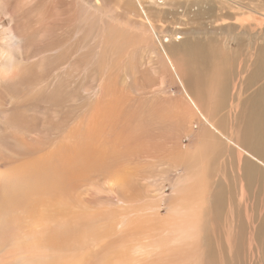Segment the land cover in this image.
I'll return each mask as SVG.
<instances>
[{
	"label": "rangeland",
	"instance_id": "rangeland-1",
	"mask_svg": "<svg viewBox=\"0 0 264 264\" xmlns=\"http://www.w3.org/2000/svg\"><path fill=\"white\" fill-rule=\"evenodd\" d=\"M141 1L160 35L182 25L207 49L191 57L166 46L189 94L211 112L217 106L216 120L264 83V29L215 25L221 9L232 17L230 7L255 12L264 0ZM190 5L199 10L184 14ZM138 7L0 0V264H114L117 253L124 264H165L157 255L175 243L164 226L171 206L199 199L194 178L178 184L184 169L194 174L182 157L193 144L188 128L210 129L192 113L159 43L138 36ZM11 14L26 40L1 52ZM112 22L115 32L104 35ZM251 70L259 81L243 89ZM184 117L185 128H175ZM239 165L215 159L209 181L199 182L201 264H264V186L260 177L249 183Z\"/></svg>",
	"mask_w": 264,
	"mask_h": 264
},
{
	"label": "bare ground",
	"instance_id": "bare-ground-1",
	"mask_svg": "<svg viewBox=\"0 0 264 264\" xmlns=\"http://www.w3.org/2000/svg\"><path fill=\"white\" fill-rule=\"evenodd\" d=\"M136 1L138 3L139 10L140 9L142 10V11L140 10L142 17L145 19V20L140 19L138 22L139 23L138 25L142 26L141 33L138 32V30H137L138 36L142 39H146L147 37H150L159 43L160 48L162 50L161 53H163L166 57V60L164 59L165 62L163 60L162 61L166 64V66L169 68V70L172 72V74L176 75V77L179 78L180 84L184 88L185 94L187 96L186 100L188 101V103L190 102L189 104L191 106L192 113H195L194 115L200 116L205 122H207L208 128L210 129V131H209L207 129V127L204 125H202L200 128L195 126V129H193L192 126L191 127L189 126V128H188L190 131L189 137L191 138L193 144H189L187 152L184 155H182V157H183V161L185 163L191 162L192 164L195 165V166L192 165L194 168V174H192L191 172L187 173L186 169L183 168L184 171H183V173H181V177L178 179V184L187 182L189 180V176L194 178L199 185V189H198V193H197L199 199L197 200V204L191 205L190 207H189L190 203H189V205L186 204V207L184 205L183 206L178 205L177 203L174 204V206H171V210H170V213L168 215V219L166 221H164V226L169 227L171 229V232L173 234H175V238H174L175 243H173V245H171L165 251H161L160 253H158L157 261H160V262L165 263V264H201V262H200L201 257L200 256H202V253L199 250V245H200L201 238H202V226L200 224V221L203 219V216L201 215V213L203 211V204H202L203 203V196L200 197V194H201V186L203 183H199V182L209 181V178H210L209 172L211 170H208V169L210 168V165H212V163L215 162V159L218 161L219 159L223 158L224 156L234 157L236 159V161L240 164L239 166L242 167L244 177L247 181H249V183L257 180L258 177H260L261 178V184H263V186H264V83L258 84V86L254 89V87L256 86L255 84L259 81V79H258L259 74L257 73V71L251 70L249 75L246 78V83L242 86L243 89L245 86H248V87L250 86L249 89H251L253 87V85H255L251 89V91H252L251 94L247 97L242 95L241 103H239V102L234 103L233 102L232 109L235 110V113L232 114L229 119L226 116L218 118V121L220 122L221 125L211 122L209 119L211 113L216 114V112L218 110L216 104H215L216 107L214 108V111L211 112L210 110H207L202 105V103L200 102L199 99L196 101L192 97L191 92H190L191 95L189 94V92L187 91L188 88L185 85L184 78L181 75V66L178 62L171 59L168 51L166 50V46L173 44V46L175 45L177 47H180L181 51H183V52L186 51L191 57H193V55H196L197 57L204 55V54H206L207 49L202 46L201 41L199 39H194L195 38L194 36L183 35L181 32H179L178 29L183 30V28L181 27L182 25L175 27L173 32L171 34H169L168 36L167 35L166 36L160 35L157 31L158 25L156 24V22L152 18V16H150V14L147 13L148 10L146 11V7H145L144 3L141 0H136ZM185 1L189 2L190 0H185ZM5 2L7 3V1H5ZM9 2L10 1H8V3ZM153 2L155 4H158V2L156 0H153ZM14 5L16 6V4H14ZM21 5H23V4H21ZM3 6H4V4H3ZM181 7H183V6H181ZM256 7H257V9L255 10V12H247V11H244V9L239 8L238 6H232L229 8L231 13L233 14L232 17L228 16L227 13H225L224 10L221 9V11L218 15L217 21H215V22H217V23H215V25L219 26V25L231 23L230 20H228V19H231V20L235 21L236 23H242V24L254 23L256 26L262 27V29H264V8L262 6L258 7L257 5H256ZM5 8L7 9V7H5ZM189 8L190 9H188V7L185 6V9H183L184 14L192 12L191 10L197 9L196 5H190ZM197 10H199V9H197ZM16 17H17L16 14L10 15V20H11V23L13 24V26L10 28V31H8V34L5 37L3 36L4 40L1 43H4V45H3L4 47L2 46L3 49L1 50V52L5 51V49L10 51L11 53L17 52V51H19L18 47L21 46L26 40V37L23 35V33H21V31H19L16 27V25H17ZM18 19H17V21H18ZM110 24H111V28L108 27L109 23L104 25V30H103L104 35H106L105 34L106 32H107V34L115 32L113 22ZM2 53L3 54L0 57H6L5 52H2ZM12 66H13V64H12ZM245 88H247V87H245ZM158 111H160V110H158ZM147 116H149V114ZM190 117L191 116H189V119H190ZM151 118H152V116H151ZM185 121H186L185 117H184L183 124L178 123L179 120H176V123H178V124L176 125L175 128L184 127ZM185 135H186V133H185ZM215 135L218 137H216ZM8 139H9V137H8ZM17 145H18V143H17ZM168 148L169 147H167V149ZM162 149H164V147ZM204 167L207 170L203 169ZM183 193H184V191H183ZM189 199H190V197H189ZM195 202H196V200H195ZM178 203H180V202H178ZM211 218H212V216H211ZM211 231H214V230H211ZM232 233L233 232L230 229V234H229V236H230L229 241L231 242L230 246H229L230 248L232 247V243L234 242L232 239L235 238V235L231 236ZM64 234H66V233H64ZM208 235H210V234H208ZM61 236H62V234H61ZM216 237H217V235H216ZM150 242H152V241L150 240ZM216 243H217V241H216ZM261 244L263 247L262 249L264 251V240L261 241ZM154 245H155V243H154ZM250 245H252L251 242H250ZM16 246H17V244H16ZM259 248H261V245H259ZM16 250H17V248H16ZM55 252H56V250H55ZM259 254H260V252H259ZM259 254H258V256H260ZM120 255L123 257L124 254L123 255L120 254ZM119 256L117 253L116 258H114V264H124L122 262V260H124V259H122ZM253 256L255 257V255H253ZM263 256H264V253H263ZM15 257H16V255H15ZM47 257H48V255H47ZM128 258H129V256H128ZM19 263H16V264H19ZM40 264H42V263H40Z\"/></svg>",
	"mask_w": 264,
	"mask_h": 264
},
{
	"label": "crops",
	"instance_id": "crops-1",
	"mask_svg": "<svg viewBox=\"0 0 264 264\" xmlns=\"http://www.w3.org/2000/svg\"><path fill=\"white\" fill-rule=\"evenodd\" d=\"M177 78H178V77H177ZM178 79H179V78H178ZM179 82H180V80H179ZM185 85H186V83H185ZM186 87H187V86H186ZM209 119H210L211 122H213V123H215V124H219L218 120H216V119L213 117L212 113H211Z\"/></svg>",
	"mask_w": 264,
	"mask_h": 264
}]
</instances>
